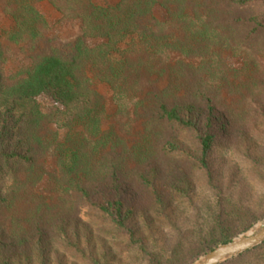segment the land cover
<instances>
[{
    "label": "trees",
    "instance_id": "trees-1",
    "mask_svg": "<svg viewBox=\"0 0 264 264\" xmlns=\"http://www.w3.org/2000/svg\"><path fill=\"white\" fill-rule=\"evenodd\" d=\"M43 2L79 25L69 56L47 39ZM0 11L14 24L0 67L5 45L45 42L0 72V264L14 238H33L47 264L45 230L67 234L79 217L107 227L110 251L133 264H192L264 218V0H0ZM49 152L55 173L40 188ZM159 166L179 175L164 183ZM131 185L140 219L125 207ZM73 243L91 264L114 262ZM222 264H264V242Z\"/></svg>",
    "mask_w": 264,
    "mask_h": 264
},
{
    "label": "rangeland",
    "instance_id": "rangeland-1",
    "mask_svg": "<svg viewBox=\"0 0 264 264\" xmlns=\"http://www.w3.org/2000/svg\"><path fill=\"white\" fill-rule=\"evenodd\" d=\"M96 3L100 5H106L114 7L118 5L122 0H94ZM40 11L44 14L47 19L49 26V34L47 35V39L52 42V44L61 48L66 56L70 55L71 46L74 42L75 37L79 34V25L77 22L73 21H65L61 19L60 15L47 3L43 2L40 6ZM154 15L160 20H165L167 18L165 11L156 7L154 9ZM14 28V24L10 17L4 15L0 11V42L2 36L11 31ZM45 42H42L39 46L38 50L33 52H28L20 47H13L5 45L4 47V62L0 67V72L3 77H7L10 74L24 68L25 66L30 64V56L41 51L44 47ZM226 62L229 66L234 68H240L243 64V60L240 57H235L233 55L226 56ZM100 92L105 97V106L104 110L106 112H112L114 110L113 102L111 100V92L105 86H99ZM182 144V146L186 149V151L190 154H195V150L191 143L180 137L178 139ZM173 158L172 161H174ZM175 165H173L174 167ZM44 170L45 176L43 179L40 188L44 187L46 183L50 181V175L55 173V161L52 155V152H49L44 162ZM159 170L161 173V181L166 183V180L172 181L175 176L179 174H175L172 178L171 173L165 170L166 174H164V169L162 166H159ZM176 171V170H175ZM172 178V179H171ZM243 181V178H242ZM39 188V189H40ZM126 197V208L133 209L137 212L136 215L140 219L141 212H144L146 209L144 204V197L141 195V192L134 185L129 186V190L125 193ZM80 219L73 218L72 221L67 222V234H64L60 228L57 226L49 227L45 230V240L43 244V252L47 257V264H91L89 261L85 260L82 256L78 255L74 248L73 242L77 240L80 244V250L84 253V257H89L91 252L99 261L102 260V256L105 254L107 257H113V264H133V260L130 258H125L121 256L114 255L113 252L110 251V242L106 236L107 227H104L99 224V221L95 223L89 222L88 220L79 217ZM264 220L261 219L257 221L254 225H252L248 230L238 234L233 239L239 237L240 235L248 232L252 229L256 224L262 222ZM69 239L70 244H65V241ZM232 239V240H233ZM33 240V238H32ZM31 238L29 240L19 244L17 239H12L9 242L3 243V248L5 251L12 256V264H38L37 254L38 251L33 243ZM231 240V241H232ZM166 241V240H165ZM220 245V244H219ZM218 246V245H217ZM216 246V247H217ZM209 253V252H208ZM200 256L197 260H195L192 264H195L199 259H201L204 255Z\"/></svg>",
    "mask_w": 264,
    "mask_h": 264
},
{
    "label": "water",
    "instance_id": "water-1",
    "mask_svg": "<svg viewBox=\"0 0 264 264\" xmlns=\"http://www.w3.org/2000/svg\"><path fill=\"white\" fill-rule=\"evenodd\" d=\"M263 242L264 220L232 241L218 245L211 252L199 259L195 264H222L229 259L254 249Z\"/></svg>",
    "mask_w": 264,
    "mask_h": 264
}]
</instances>
